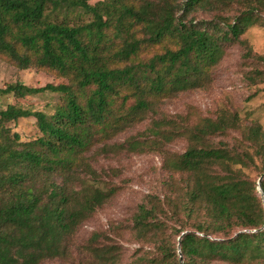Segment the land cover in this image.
Listing matches in <instances>:
<instances>
[{"label":"trees","instance_id":"trees-1","mask_svg":"<svg viewBox=\"0 0 264 264\" xmlns=\"http://www.w3.org/2000/svg\"><path fill=\"white\" fill-rule=\"evenodd\" d=\"M91 1L0 0V60L63 80L0 89L15 101L0 107V264H121L122 247L101 234L74 258L78 228L116 194L92 153L157 150L176 139L187 147L167 159L164 192L145 195L125 228L138 246L128 264H264L258 121L242 123L230 110L196 124L159 118L147 139L108 145L164 101L208 86L232 46L264 68L242 38L264 30V0ZM248 78L264 74L255 68ZM46 92L59 95L50 114L19 105ZM29 118L38 135L22 140L13 127Z\"/></svg>","mask_w":264,"mask_h":264},{"label":"rangeland","instance_id":"rangeland-1","mask_svg":"<svg viewBox=\"0 0 264 264\" xmlns=\"http://www.w3.org/2000/svg\"><path fill=\"white\" fill-rule=\"evenodd\" d=\"M95 1L97 0L91 2ZM76 16L77 14L71 15L70 18L73 19ZM195 18L208 20L210 16L197 13ZM242 38L247 40L254 53L264 56L263 29L250 28ZM255 68L264 74L262 66L255 67L243 59L242 51L238 46L230 47L212 71V80L208 86L179 93L176 97L164 101L156 109V115L149 114L142 123L120 134L108 142V145H123L130 139L141 141L147 139L151 122L155 119L180 118L188 124H196L204 118L214 119L222 110L237 112L242 123L256 120L264 129V80L254 83L248 78L250 71ZM62 82L63 80L44 72L35 69L18 70L0 60V89L17 83L30 88H41L47 84L58 85ZM58 102V94L46 92L26 97L20 100L19 105L50 114ZM6 103L15 104V101L12 97L0 98V107ZM13 131L17 132L22 140H29L38 135L32 118L19 120L13 127ZM186 147L185 140L176 139L164 142L162 148L157 150L139 152L123 150L118 154L110 150L107 154H99L100 147H97L93 151L94 167L99 173L107 175L104 179L105 185L115 187L116 194L90 220L78 228L73 248L75 260L78 259V248L84 245L93 234H101L113 239L122 247L121 264L130 262L138 246L125 228L130 225L131 217L145 195L164 192V182L171 175L165 168L167 159L183 153ZM246 173L252 179H257L255 171ZM44 264L61 263L46 262Z\"/></svg>","mask_w":264,"mask_h":264},{"label":"water","instance_id":"water-1","mask_svg":"<svg viewBox=\"0 0 264 264\" xmlns=\"http://www.w3.org/2000/svg\"><path fill=\"white\" fill-rule=\"evenodd\" d=\"M263 176H264V175H263ZM263 176H262V177H263ZM262 177H260V178L258 179V181H257V190H258V191L260 192V194L263 196V194H262V192H261V189H260V184H261V179H262ZM179 263H180V264H183L181 259L179 260Z\"/></svg>","mask_w":264,"mask_h":264}]
</instances>
